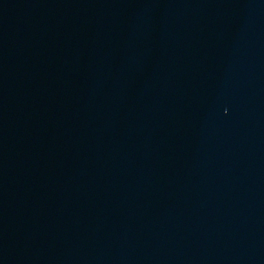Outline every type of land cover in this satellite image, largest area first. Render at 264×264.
Returning <instances> with one entry per match:
<instances>
[{
  "label": "water",
  "instance_id": "95a60500",
  "mask_svg": "<svg viewBox=\"0 0 264 264\" xmlns=\"http://www.w3.org/2000/svg\"><path fill=\"white\" fill-rule=\"evenodd\" d=\"M0 264H264V0H0Z\"/></svg>",
  "mask_w": 264,
  "mask_h": 264
}]
</instances>
